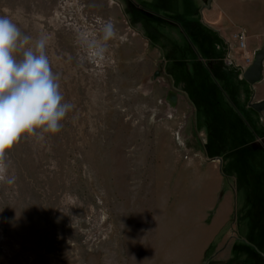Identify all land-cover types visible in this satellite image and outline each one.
<instances>
[{"label": "rangeland", "instance_id": "1", "mask_svg": "<svg viewBox=\"0 0 264 264\" xmlns=\"http://www.w3.org/2000/svg\"><path fill=\"white\" fill-rule=\"evenodd\" d=\"M242 1L0 0L51 37L74 104L60 133L8 153L0 264H264V118L233 37L264 43L246 26L263 4ZM108 21L94 56L78 38Z\"/></svg>", "mask_w": 264, "mask_h": 264}, {"label": "clouds", "instance_id": "2", "mask_svg": "<svg viewBox=\"0 0 264 264\" xmlns=\"http://www.w3.org/2000/svg\"><path fill=\"white\" fill-rule=\"evenodd\" d=\"M100 39H78L94 56H102L106 42L116 36L114 24L105 22ZM51 37L26 34L9 16H0V183L15 182L9 175L8 153L23 139L43 143L62 131L73 111L61 88V76L47 55Z\"/></svg>", "mask_w": 264, "mask_h": 264}, {"label": "crops", "instance_id": "3", "mask_svg": "<svg viewBox=\"0 0 264 264\" xmlns=\"http://www.w3.org/2000/svg\"><path fill=\"white\" fill-rule=\"evenodd\" d=\"M242 3H247V4H263L261 8H259V11L252 10L254 12H257L256 17H253L254 19H257V23H250L249 17H247V23L246 26L248 29L251 31H255L260 33L261 31H264V26L259 25L260 20L264 19V0H243ZM250 10V9H249ZM244 27V26H243ZM263 33V32H261ZM263 42V41H262ZM258 46H254L253 51L257 48ZM262 78L261 80L253 83V84H247L249 91H251L250 95L246 96V105L249 107L251 101H259L264 99V60H263V71H262ZM246 81V80H245ZM247 82V81H246ZM250 108V107H249ZM252 108V107H251ZM262 112L256 111V115L261 116L264 118V109L261 110ZM225 210L221 211L220 215L218 216L220 219L224 216Z\"/></svg>", "mask_w": 264, "mask_h": 264}, {"label": "water", "instance_id": "4", "mask_svg": "<svg viewBox=\"0 0 264 264\" xmlns=\"http://www.w3.org/2000/svg\"><path fill=\"white\" fill-rule=\"evenodd\" d=\"M264 60V43L253 51L252 61L243 69L242 77L253 84L262 78ZM157 74V71L155 72ZM257 110L264 109V99L250 103Z\"/></svg>", "mask_w": 264, "mask_h": 264}, {"label": "built area", "instance_id": "5", "mask_svg": "<svg viewBox=\"0 0 264 264\" xmlns=\"http://www.w3.org/2000/svg\"><path fill=\"white\" fill-rule=\"evenodd\" d=\"M233 37L237 41L236 43V48L238 50L243 51L242 52V63H238L239 65L242 66L244 69L252 60V55L248 52L247 46H246V40H247V32L243 29H239L236 32H234Z\"/></svg>", "mask_w": 264, "mask_h": 264}, {"label": "trees", "instance_id": "6", "mask_svg": "<svg viewBox=\"0 0 264 264\" xmlns=\"http://www.w3.org/2000/svg\"><path fill=\"white\" fill-rule=\"evenodd\" d=\"M138 10V9H137ZM139 10H141L142 11V14L144 15V16H146V14H147V17H148V20L150 19L149 18V15H151V14H149V11H147L146 9H144V8H139ZM246 151H249L248 149H245ZM256 150H258V149H256ZM262 164H263V169L262 170H264V163L262 162ZM257 175H258V178H259V173H257Z\"/></svg>", "mask_w": 264, "mask_h": 264}]
</instances>
